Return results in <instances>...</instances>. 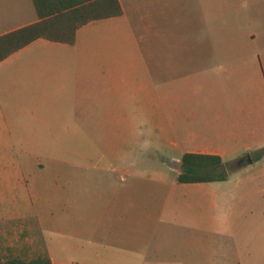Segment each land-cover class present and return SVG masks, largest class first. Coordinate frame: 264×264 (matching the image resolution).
I'll use <instances>...</instances> for the list:
<instances>
[{
    "label": "rangeland",
    "instance_id": "374dc122",
    "mask_svg": "<svg viewBox=\"0 0 264 264\" xmlns=\"http://www.w3.org/2000/svg\"><path fill=\"white\" fill-rule=\"evenodd\" d=\"M230 2L247 28H264V0ZM108 35L66 45L61 70L38 60L36 91L0 96V209L25 213L21 225L32 222L40 244L74 264H128L143 250L184 256L191 246L198 258L206 247L215 260L241 258V246L264 237L263 162L222 163L226 178L196 190L178 183L165 159L181 154L156 120L159 80L111 71Z\"/></svg>",
    "mask_w": 264,
    "mask_h": 264
},
{
    "label": "crops",
    "instance_id": "0c3cea01",
    "mask_svg": "<svg viewBox=\"0 0 264 264\" xmlns=\"http://www.w3.org/2000/svg\"><path fill=\"white\" fill-rule=\"evenodd\" d=\"M119 2L120 14L79 26L73 43L38 37L1 59L0 96L21 89L36 91L29 76L38 70V60L48 61V69L61 70L58 62L68 52L66 45L94 31L109 32L111 44L116 46L110 52L111 71L152 73L159 80L156 120L162 130L172 132L171 143L181 155L216 154L223 164H237L250 153L251 162L238 167L259 161L264 164V28H247L241 20V5L230 0ZM37 19L32 0H0V34ZM135 27L140 33L134 34ZM5 109L2 103L0 114ZM181 155L167 157L166 163L169 158L181 163ZM224 179L176 180L196 190L199 185ZM0 181L6 185L5 180ZM26 217L18 210L0 209L3 257L48 255L53 264H74L55 255L50 243L40 244L32 222L21 225ZM7 220L20 222V226L9 225ZM257 232L264 234V227ZM254 241L241 246V258L215 260L213 247H206L205 256L198 258L191 246L184 256L173 251L170 257L149 258L144 250L134 251L128 264H264V237Z\"/></svg>",
    "mask_w": 264,
    "mask_h": 264
},
{
    "label": "trees",
    "instance_id": "16d2710c",
    "mask_svg": "<svg viewBox=\"0 0 264 264\" xmlns=\"http://www.w3.org/2000/svg\"><path fill=\"white\" fill-rule=\"evenodd\" d=\"M32 3L38 19L0 34V60L38 37L73 43L79 26L121 13L119 0H32ZM220 164L219 155L185 152L176 179L180 182L224 179L226 175L216 171ZM0 264L53 263L48 255L3 258L0 252Z\"/></svg>",
    "mask_w": 264,
    "mask_h": 264
},
{
    "label": "water",
    "instance_id": "95a60500",
    "mask_svg": "<svg viewBox=\"0 0 264 264\" xmlns=\"http://www.w3.org/2000/svg\"><path fill=\"white\" fill-rule=\"evenodd\" d=\"M251 155L250 153H246L245 155L241 156L238 160H237V164L241 165L243 163L246 162H251ZM167 163L169 164V166L173 169L178 170L179 168V164H180V160L179 159H174V158H169L167 160Z\"/></svg>",
    "mask_w": 264,
    "mask_h": 264
}]
</instances>
